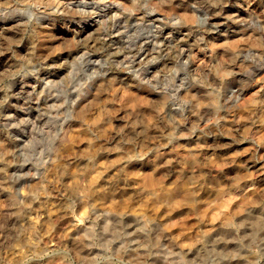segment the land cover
Returning <instances> with one entry per match:
<instances>
[{
  "label": "rangeland",
  "instance_id": "1",
  "mask_svg": "<svg viewBox=\"0 0 264 264\" xmlns=\"http://www.w3.org/2000/svg\"><path fill=\"white\" fill-rule=\"evenodd\" d=\"M263 216L264 0H0V264H264Z\"/></svg>",
  "mask_w": 264,
  "mask_h": 264
},
{
  "label": "bare ground",
  "instance_id": "2",
  "mask_svg": "<svg viewBox=\"0 0 264 264\" xmlns=\"http://www.w3.org/2000/svg\"><path fill=\"white\" fill-rule=\"evenodd\" d=\"M62 1H63V0H62ZM140 2H141V1H140ZM142 3H143V2H142ZM140 5H141V4H140ZM1 8H2V7H1ZM59 10H60V9H59ZM121 14H122V13H121ZM209 27H210V26H209ZM104 35H105V34H104ZM93 40H94V39H93ZM91 43H92V42H91ZM167 44H168V43H167ZM174 47H175V46H174ZM139 48H140V47H139ZM169 49H170V48H169ZM81 50H82V48H81ZM160 51H161V50H160ZM138 54H139V53H138ZM161 59H162V58H161ZM169 64H170V63H169ZM249 214H250V213H249ZM254 214H255V213H254ZM254 214H253V216H254ZM256 214H257V213H256ZM259 214H260V213H259ZM259 214H258V217L255 215V216L257 217L256 219L259 218ZM246 216H247V215H246ZM248 216H249V215H248ZM248 216H247V217H248ZM247 217H245V218H247ZM249 217H251V216H249ZM261 217H262V216L260 215V218H261ZM252 218H253V217H252ZM252 218H251V219H252ZM249 219H250V218H249ZM253 219H254V218H253ZM253 219H252V220H253ZM242 220H244V219H242ZM245 220H246V219H245ZM252 220H251V221H252ZM246 221H250V220H246ZM253 221H254V220H253ZM255 221H256V220H255ZM255 221H254V222H255ZM241 222H242V221H241ZM241 222H240V223H241ZM244 222H245V221H244ZM254 222H253V223H254ZM256 222H257V221H256ZM256 222H255V223H256ZM263 222H264V216H263ZM242 223H243V222H242ZM261 223H262V222H261ZM246 224H247V223H246ZM250 224H251V223H250ZM242 225H244V224H242ZM248 225H249V224H248ZM255 225H256V224H255ZM261 225H262V224H260V226H261ZM245 226H246V225H245ZM249 226H250V225H249ZM262 226H263V225H262ZM250 228H251V227H250Z\"/></svg>",
  "mask_w": 264,
  "mask_h": 264
}]
</instances>
